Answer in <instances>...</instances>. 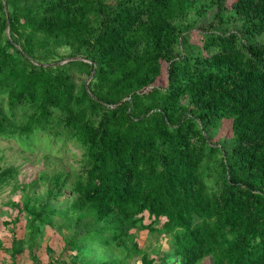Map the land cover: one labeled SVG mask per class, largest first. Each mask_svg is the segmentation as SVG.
I'll return each mask as SVG.
<instances>
[{"label":"trees","instance_id":"trees-1","mask_svg":"<svg viewBox=\"0 0 264 264\" xmlns=\"http://www.w3.org/2000/svg\"><path fill=\"white\" fill-rule=\"evenodd\" d=\"M0 137L75 157L22 185L12 264H52L35 249L58 223L70 263L264 264V0H0Z\"/></svg>","mask_w":264,"mask_h":264},{"label":"rangeland","instance_id":"rangeland-1","mask_svg":"<svg viewBox=\"0 0 264 264\" xmlns=\"http://www.w3.org/2000/svg\"><path fill=\"white\" fill-rule=\"evenodd\" d=\"M203 0H198L202 3ZM214 15V8H209L206 13L201 16L195 25L208 24ZM59 54H66L67 49L62 47L58 50ZM81 80L86 79L84 75L80 76ZM165 75H162V79L159 81L163 83ZM56 149V148H55ZM78 155L76 149H72ZM75 157L70 152H49L48 149L41 146L33 151L23 149L16 141L12 139H3L0 137V168H11L13 171V178H10L8 182L0 185V241L4 248H8L11 242L10 227H14V233L16 237H22L24 235V223L27 220V216L24 212L18 213L17 208L21 195L27 191V188H23L22 185H28L33 180L35 181L32 187L33 194L43 193V184L38 179L40 173H64L70 167V164L74 162ZM65 195L63 197L72 198L73 194L65 189ZM18 215V222L15 225L9 224L6 226L3 221H9V219ZM146 215V212H144ZM145 217V216H144ZM161 219H164L162 217ZM56 220H59L56 217ZM149 220L144 218V222ZM161 222L155 224L157 229L160 227ZM67 232L65 224L58 223L56 226H45L43 235L38 239L39 243L35 249L36 257L43 263L48 261L52 264H59L57 261H65L66 264H77L69 262V253L64 250L63 234ZM135 240L139 242L141 248L148 253V255L154 256L168 249L167 239L164 234L157 231H148L147 229L133 230ZM0 249V264H12L11 259L8 256V252L4 249ZM118 253L117 250L109 252H101L98 250L94 255L87 257L90 261H96L99 256H108ZM121 257H123L121 255ZM122 264H141L137 256H126L123 258ZM56 261V262H55ZM14 264H30V258L27 250L18 254L13 262ZM197 264H210L209 258L205 257L201 259Z\"/></svg>","mask_w":264,"mask_h":264}]
</instances>
